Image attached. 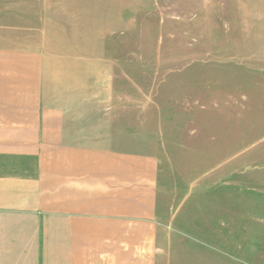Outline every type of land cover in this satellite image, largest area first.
I'll return each mask as SVG.
<instances>
[{
	"label": "rangeland",
	"instance_id": "1",
	"mask_svg": "<svg viewBox=\"0 0 264 264\" xmlns=\"http://www.w3.org/2000/svg\"><path fill=\"white\" fill-rule=\"evenodd\" d=\"M14 1L33 7L27 24L75 26L56 81L114 49L119 85L133 87L118 92V135L160 162L164 264H264V0Z\"/></svg>",
	"mask_w": 264,
	"mask_h": 264
},
{
	"label": "crops",
	"instance_id": "2",
	"mask_svg": "<svg viewBox=\"0 0 264 264\" xmlns=\"http://www.w3.org/2000/svg\"><path fill=\"white\" fill-rule=\"evenodd\" d=\"M30 9L0 0V264H164L160 162L118 135V92L133 87L119 85L114 49L56 81L75 26L27 24Z\"/></svg>",
	"mask_w": 264,
	"mask_h": 264
}]
</instances>
